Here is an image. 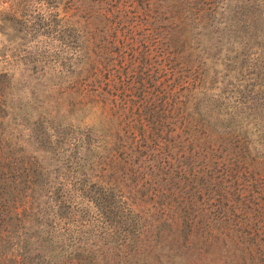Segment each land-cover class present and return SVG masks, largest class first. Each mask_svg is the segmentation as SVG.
Listing matches in <instances>:
<instances>
[{"label":"trees","instance_id":"obj_1","mask_svg":"<svg viewBox=\"0 0 264 264\" xmlns=\"http://www.w3.org/2000/svg\"><path fill=\"white\" fill-rule=\"evenodd\" d=\"M89 2L0 73V264H264V0Z\"/></svg>","mask_w":264,"mask_h":264},{"label":"rangeland","instance_id":"obj_2","mask_svg":"<svg viewBox=\"0 0 264 264\" xmlns=\"http://www.w3.org/2000/svg\"><path fill=\"white\" fill-rule=\"evenodd\" d=\"M0 0V73L17 87L55 82L51 72L71 69L79 51L90 0ZM23 89H20V95Z\"/></svg>","mask_w":264,"mask_h":264}]
</instances>
